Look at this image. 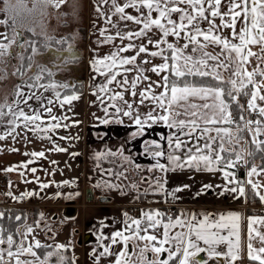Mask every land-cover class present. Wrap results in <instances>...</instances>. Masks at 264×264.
Returning <instances> with one entry per match:
<instances>
[{
	"label": "snow or ice",
	"instance_id": "1",
	"mask_svg": "<svg viewBox=\"0 0 264 264\" xmlns=\"http://www.w3.org/2000/svg\"><path fill=\"white\" fill-rule=\"evenodd\" d=\"M65 3L67 0H32L29 7L26 0H0V26L4 27L0 32V62L17 58L19 66L13 75L23 77L40 67L33 63L39 54L34 21L26 22L25 17L42 15L46 6L59 9ZM95 10L109 26L98 29L102 39L96 43L110 44L112 48L107 54L97 53L91 61L94 71L103 78L95 86V94L104 105L105 115L97 119L105 125L122 124L127 117L136 126L133 137L144 135L158 124L169 130L161 136L163 143L145 141L143 154L155 161L146 169L125 155L123 147L95 152L97 161L112 158L109 162L118 165L102 169L116 180H129V170L139 174L128 185L102 181L96 186L103 185L121 195L130 188L142 195L163 193L178 200L176 193L189 186L168 190L169 172L220 171L227 184L234 185L225 191L237 194L236 198L244 197L248 185L264 202V181L253 179L264 175V163L251 162L257 154L264 160V0H97ZM45 72L52 75L50 69L40 67L39 73L30 77L35 82H22L24 87H37ZM39 86L53 90L60 98L56 83ZM43 99L42 95H28L18 84L12 103L0 104V118L9 116L7 122L14 126L20 120L32 132L47 133L61 127L55 122L57 117L51 115L52 108L43 106ZM75 99L78 97L74 94L65 95L61 106ZM29 100L40 102L53 123L41 128L37 122L42 121V115L36 110L28 114L20 106L30 107ZM52 103L48 100V104ZM50 150L67 151L58 145ZM25 155L41 158L45 153ZM32 162L4 171L27 168ZM238 163L248 166L246 182L237 181L235 173L228 171ZM31 171L35 173L37 169ZM31 195L22 193L20 198ZM123 217L121 229L99 237V250H92L94 264L106 257H112L108 264H236L242 259L238 212L181 211L172 215L160 209H142L137 217L127 212ZM4 218L5 213L0 212V220ZM14 219L19 222L22 217ZM254 224L264 225V218H248L247 257L255 264H264V232ZM33 233L31 225L12 230L0 224V264H75V257L62 254L69 245L42 244ZM257 238L260 246L254 247L252 241ZM115 246H119L118 250ZM50 248L53 250L42 257L38 255L37 250ZM202 253L207 259L199 258Z\"/></svg>",
	"mask_w": 264,
	"mask_h": 264
},
{
	"label": "crops",
	"instance_id": "2",
	"mask_svg": "<svg viewBox=\"0 0 264 264\" xmlns=\"http://www.w3.org/2000/svg\"><path fill=\"white\" fill-rule=\"evenodd\" d=\"M13 2H15V0H13ZM26 2L28 3L29 7L32 6V0H26ZM96 3L97 0H67V3L62 5L59 9L52 6H46L42 15L37 13L34 16L27 15L25 17L26 22L34 21L33 26L36 29V34H37L36 38L38 39V43L39 44L45 43L44 48H46L49 45L48 55L44 54V58H47L45 59L44 63H50V64L52 63L51 64L52 66H50L52 75L47 78L43 77L44 80H41L38 84H40L42 81L44 82L46 81L45 84L49 83L50 81L54 83L59 82L61 84L60 88L59 89L57 88L56 90L60 93L59 99L57 98L54 91L45 90V92H43L42 90L39 91L37 95V96L40 95L43 96L44 98L43 106L52 108L51 115L59 117V119H57V121L55 122H58L61 125V127L52 130L55 131L54 133L49 131L41 135V137L44 139V144H46V146H48L47 148L49 149H53L52 144L54 143H57L59 145H65V149H67V151L65 152L56 151L54 152L53 155L51 154V156L49 155L44 156L45 159L43 163L48 168V174L47 176H43L42 178L39 179L42 181V184L43 181H46L48 188L49 186L55 185L56 182L66 181V180L67 181L77 180L78 177H81L83 175L85 177L88 176L87 177L88 181H90L91 178L93 179L91 173L94 170L93 171L89 170L88 169L90 167L89 165L86 166L83 164V162H77V161L89 160L91 163L92 160L93 163H96L97 160L94 158V153L97 151H104L106 149L117 151L118 149L123 147L125 155H129L131 157L136 158L135 155L140 153L139 148L140 149L142 148L144 152L145 141L158 140L161 143H163V141L161 140V136L166 133L165 126L163 124H158V125H153V127L151 129H148L144 133V135L133 137L132 133L136 131V126L127 117L123 118L124 122L122 124H117V123H109L106 125L101 124L99 122V119L97 118H104L105 114L104 111L101 110V108H104V106L101 107L99 105V102H95L92 105V107L95 106L92 109L93 111L92 120H90L87 114L85 113L87 112V105L85 104L84 105L80 104V106L77 107V109H79V114L78 116H76V118L69 117L70 113L72 112V110L70 111L69 109L73 108L72 103L74 101L75 102L80 101L81 98H82L81 103H85V97H87V95L89 94L92 95L95 94L96 92L95 86L103 82V78L100 77L95 71H92L90 75L89 65L91 68L93 67L91 66V64L87 63L88 58H94V56L98 53V51L95 50L97 46L96 41L98 39H102V37H100L99 35L98 29L102 27H109L104 23L103 18L98 17V14L96 13L95 10ZM0 7H3V4H0ZM94 23H95V27L93 26ZM2 31H4V27L0 26V32ZM67 31L69 33H72L73 31H82V34L80 35V37L76 36V34L73 35L71 34L69 38L68 35L65 36L64 34L67 33ZM44 32L47 33L45 34ZM84 33H85V41H84L85 44H84V48L82 49L83 44H81V42L83 41L81 40H83ZM46 35L48 36L45 37ZM28 37H29V33L25 32V38ZM64 37H66L67 39H64ZM87 43L91 44V47L93 49L92 52L89 49V47L88 48L86 47ZM111 50L112 48L109 50V52ZM34 59L36 60V56L34 57ZM65 59L67 61H65ZM7 60L8 59L2 62V69L5 67L6 65L5 63L7 62ZM10 60H11V64L13 65L16 64L15 66H17V62H18L17 58L14 57ZM73 64L78 65V69L75 68L77 69L76 71L74 70V68L71 70L65 69V67H67L68 65H73ZM68 81H73V82L82 81V87L80 89L73 90L71 92L61 93V91L65 88L64 87L65 85L70 86L68 85ZM32 92L34 91L32 90ZM36 94L37 92H34V95ZM73 94L76 95L78 99L73 100L70 103V106L68 103H64L63 106L65 105L67 109L61 106L62 98L65 95H73ZM48 100H52L53 103L48 104ZM55 103H58V105H55ZM105 103H107V101ZM21 106L24 107L23 104ZM28 110H32V111L36 110L42 115L43 120L45 119L48 120L43 123H41L40 121L37 122L40 124L41 128L46 127L47 124L53 122L48 119L49 114L47 112H44L40 102L37 106H34L33 103V105ZM99 112L101 114L99 115L96 114ZM61 113L64 115H62ZM65 117H67V119H65ZM75 121H78L79 123H74ZM16 125H18V129H19L18 132L20 133L25 128L20 120H17ZM65 125H67V127H65ZM158 133H160L161 135H159ZM47 136H51L52 139L51 140L47 139ZM45 137L47 141H45ZM141 145L143 147H141ZM80 150H81V156L79 154H77V156L73 155V153L79 152ZM110 159L112 158L105 159V161H107V163H110L109 162ZM137 160L142 163H144L143 161L145 160V163L149 162L148 164L150 165L155 162L150 156L148 157L139 156V158H136V161ZM53 161H55V163H53ZM161 162H165V161L162 160ZM109 168L115 169L118 168V165L114 166L112 163H110L108 167H103V169H109ZM242 169L244 176L243 181L246 182L248 179L247 177V172L249 170L248 166L244 165V168ZM228 171L234 172L235 179L237 181H240L236 175L237 173L236 168L228 169ZM35 174H37V172H35ZM189 175H194V176L204 175L207 180H205L202 184H199L197 191L194 190L190 191V188L188 187L185 190L176 193L177 196L179 197L178 200H173L171 197H166L165 194L162 193V196L159 199V201L158 200H155L154 202H149L148 200L130 201V203L138 202L139 204L138 205L139 211L133 217L139 216L140 211L142 209H160L162 211H165L167 207H170L173 210L172 212H174L177 206H184L182 211L189 213L205 212V213L220 214V213H227L229 211L238 212L240 213L241 216L239 231L241 237L242 259L238 260L236 264H255L254 262L250 263L249 262L250 260L247 257L248 218L249 217L264 218V209L260 210L258 207H256L258 205L264 207V202H261L259 197L256 196L254 192L252 193L251 197H249L246 194L244 197L236 198L237 194L231 193L229 191H225L226 187L230 188L234 185H228L227 182L224 180L223 175L220 171L208 172V171L183 169L176 172H169L166 177L167 179L166 188L170 189V187H172V189H174L178 186H183L182 185L183 183H185L184 185H186L187 182L182 180V177ZM9 176L10 175H8V178ZM170 177L172 178L171 181L168 180ZM253 179L257 181H264V175L253 177ZM214 181L219 182L220 184L217 185L218 187L212 188ZM91 183L92 184L90 185H84L87 184L85 182V179H83V181L81 182L82 184L81 188L86 193V197L88 199L93 198L96 191L98 192L97 195L101 194L99 191H102V190H97V186H96L97 184L94 181ZM114 183L116 182L114 181ZM76 184H77L76 187H79L78 183ZM206 185H210L211 187L205 188ZM143 187H147V185H143ZM103 191L105 192L103 193V195H106L107 198L105 197L103 199H100L98 197V199H96L97 201H93L85 204L88 206H92L91 215L95 219L104 216L103 223H107L113 232L123 227L122 221L124 220L123 217L124 211L122 209L123 208L122 205L128 202L116 203L115 202L116 200L113 199L111 194H109L110 193L109 188H106ZM197 193H199V195H197ZM142 199L145 198L143 197ZM114 206L117 207L116 210ZM125 212H126V208H125ZM83 214H87V213L83 212ZM112 216L118 218L116 225H114V223H111ZM82 225L83 226L86 225L83 229H89L91 231L90 233L91 237L89 236L85 237L86 234L83 235L80 234L81 238L82 239L84 238V242H87L90 239H95V233L92 227L90 226V224H82ZM253 227L261 232H264V225L254 224ZM107 242L108 241H106V243ZM252 243L254 247L260 246L258 242V238L254 239ZM115 247H117L118 250L119 246H115ZM97 250H99V248ZM199 258L207 259L206 253H202ZM111 259L112 257H106L107 261L104 264H108L109 260ZM100 264H102V262H100ZM209 264H213V262L209 261Z\"/></svg>",
	"mask_w": 264,
	"mask_h": 264
},
{
	"label": "rangeland",
	"instance_id": "3",
	"mask_svg": "<svg viewBox=\"0 0 264 264\" xmlns=\"http://www.w3.org/2000/svg\"><path fill=\"white\" fill-rule=\"evenodd\" d=\"M113 19L115 20V17ZM44 33L46 34L47 32H44ZM64 34L65 36L68 35L69 38L71 34L72 35L76 34V36L80 37V35L82 34V31H73L72 33H69L67 31V33H64ZM47 36L48 35H46L45 37ZM64 39H67V38L64 37ZM81 41H83L81 42V44H83L82 46V49H83L84 44H85L84 43L85 33L83 36V40ZM44 45L45 43L39 44V54L36 55V60L33 58V63L34 65H39L40 67H46L47 69H50V66H52L51 65L52 63L51 64L44 63L45 59H47V58H44V54L48 55L49 45L46 48H44ZM86 47L87 48L89 47L91 52L93 51L90 43H87ZM110 49H111L110 44H106V45L97 44L95 50L98 51L99 54L103 55V54H107ZM92 60L93 58H88L87 63L91 64ZM65 61L67 60L65 59ZM156 62L159 63L160 61L157 60ZM74 63H77V62H74ZM5 64H6L5 67L2 69V62H0V70H1L0 71V104L12 103V100L14 99V93L16 90V86L18 84L24 88V91L28 95H34V92H37L36 95H38L39 91L43 90V92H45V88L40 87L39 86L40 84H43L46 86L47 84L52 82L50 81L49 83L45 84L46 81L45 82L42 81L40 84H37V87L32 88L30 90L29 88L24 87V84L22 82L33 83L34 81L30 80V77H34L37 73H39L40 67H37L35 71L27 72L23 77H20L18 75H13V72H15L16 67H17L15 66L16 65L15 61H14L15 65L11 64V60H7ZM73 68L76 71L78 69V65L73 64V65H68L67 67H65V69L67 70L69 69L71 70ZM89 68H90L89 73L91 75L94 69L91 68L90 65H89ZM152 76H153L152 77L153 80L157 79V77L154 74ZM43 77L47 78L49 77V75L46 73V74H43ZM73 81H68V85H70V87L73 85L77 86L79 84V82H73ZM55 83L59 86L61 85L59 82H55ZM59 88L60 87H58V89ZM32 90L34 92H32ZM46 91H53V90L48 89ZM106 101H107V98L105 97V102ZM81 102H82V98L80 101L78 102L74 101L72 103L73 108L69 109L70 111L72 110L69 117L76 118V116H78L79 114V109H77V107H79L80 104L82 105L85 104L87 105V112L85 113L87 114L88 118L92 120L93 119L92 109L95 107V106L92 107V105L95 102H99V105L101 107L104 106L101 104L96 94L87 95V97H85V103H81ZM244 102L245 101L243 100L241 101V103H244ZM33 103H34V106H37L39 104V102L34 101V100L28 101V104L30 105V107L33 105ZM55 105H58V103H55ZM30 107L24 106V110L28 114L33 113L32 110H28L30 109ZM63 107L67 109L65 105ZM101 110L103 111V108H101ZM5 111H7V109H5ZM96 114L99 115L101 113L99 112ZM9 118H10L9 116L0 118V136L4 137V139H0V205L2 207H6L7 212L10 210L9 207L11 206L19 207L17 208L18 210L16 212L21 213V214L23 212L24 216L22 217V220L18 222L17 226L21 227V229L23 230L25 225H31L34 228L33 235L40 241H48L51 243L53 247L57 243L69 245V247L66 250H64L62 254L66 258L75 257V264H93L94 259H93V256L91 255V252L95 248L98 249V245L100 243L99 237L101 236V234H103V236L105 237L110 236V234L112 233V230L110 229L107 223H103L104 216H101L100 218H97V219L92 217L91 215L92 206H88L86 204L93 202V201H97L96 199H98L99 195L101 194L103 195V193H105L103 190H105L106 188L103 187V185H101V187H97V190H102V191H99L101 194L97 195L98 192L95 190L96 192L93 198L88 199L86 197V193L81 188L82 186L81 182L83 181V179H85V182L87 184H84V185H90L92 184L91 182L93 181L96 184L98 183V181L99 182H102V181L114 182L115 181L116 183H121L123 186V185H128L132 180H137L139 174L129 170V180L127 181L116 180L113 176H109L102 171L103 167H108V165H110V163H107L105 159L97 161L96 163H93L92 160H91V163L89 160L88 161L80 160L77 162H83L84 165L90 166L88 168L89 170H92V171L94 170L91 173V176H93V179L90 177L93 181L91 179L90 181H88L87 180L88 176L85 177L83 175L81 177H78L77 180H68L69 183L67 184L63 183L64 181H59V182H56L55 185L49 186V188L51 189H49L48 187L43 188L41 185L46 184V181H43V184H42V181L40 179L37 180V178H42L43 176H47L48 174V168L43 163L45 157L33 158L31 155H25V153L43 151L45 153V156L47 155L51 156V154L53 155L54 152L56 151L50 150L49 148H47L48 146L44 144V139L41 137L43 132L39 130L36 132H32L29 129L24 128L22 132L20 133L18 132L19 130L18 126L8 124L7 121ZM57 119H59V117H57ZM46 121L48 120L42 119V121L40 122L43 123ZM12 127H15V131H11ZM165 130H166V133L163 135H166L169 131L166 127H165ZM51 132L54 133L55 131L51 130ZM158 134L161 135L160 133ZM245 137L247 138V134H245ZM45 141H47L46 137H45ZM54 145H58L59 147L65 148V145H59L57 143L52 144L53 148H54ZM141 147L143 146L141 145ZM13 149H16L17 151H13ZM139 152H140L139 154L135 155L136 158H139V156L148 157L147 155H144V154L142 155L143 153L142 148L141 149L139 148ZM75 154H76L75 156H77V154L81 156V150L79 152H76ZM133 158L136 163L141 164L145 169L149 167L147 165H150L148 164L149 162L145 163V160H146L145 158H144L145 160L143 161L144 163L138 160L136 161L135 157ZM246 159H248V157H246ZM29 160H32L33 162L31 164H28L27 168L18 167L15 171H12V172L4 171V169L10 166L21 165L22 163H26ZM262 162H264V160H262L260 156L255 157V159L252 161V163H255L257 165H261ZM31 168H36L37 169L36 172L38 175L33 173L31 171ZM235 168L236 170L237 168H244V164L238 163ZM144 174L150 175L148 173H144ZM8 175H10L9 178H8ZM236 175L238 178V172L236 173ZM168 180L171 181L172 178L170 177ZM182 180L187 182L186 185H189L190 191L192 190L197 191L199 184H202L207 179L204 175H197V176L189 175V176L182 177ZM188 180H191V181H188ZM25 181H28V182H25ZM76 183H78V186L80 188L76 187L77 186ZM184 184L185 183H183L182 185ZM219 184H220L219 182L214 181L212 188L218 187L217 185ZM142 188H143V185H142ZM109 190H110L109 194H111L113 199L116 200L115 201L116 203H121V202L130 203V201H134V200L136 201H139V200L147 201L148 200L149 202H154L155 200L159 201V199L162 196V193L155 194V195L151 193L147 195H142V194L136 193L135 190H132L130 188L125 189L127 193L125 195H121L118 191L113 190V189H109ZM168 190H172V187H170V189ZM9 192L12 193L11 196L7 195V193ZM26 192L33 193V195L24 196L23 198H20L21 194L26 193ZM57 193H59L60 195H57ZM246 194L249 197L252 196V194L249 195L247 192V185H246ZM137 195H140L139 199L135 198ZM14 197H16L17 199H14ZM143 197L145 199H142ZM65 205L72 206L73 207L72 211L65 213L63 210V207H65ZM122 206H123L122 209L125 212V208H126L125 204ZM114 207L116 210L117 207L116 206ZM183 207L184 206H177L176 210L173 212L172 215L179 214L182 211ZM256 207H258L260 210L264 209V207H261L260 205ZM2 209L4 208H0V210ZM76 211L78 212V214ZM165 211L169 212L170 210H168V207H167ZM81 212L82 214L83 212H86L87 214H83L82 216ZM41 214H43L42 217H41ZM117 219H118L117 217L112 216L111 223H114V225H116ZM37 221H40L39 226H37ZM82 224H90V226L92 227L95 233V239H90L89 241L84 242V238L83 239L81 238L80 232L86 225L83 226ZM52 250L53 249L50 248V249H46L44 252L52 251ZM42 256L43 254H41V257ZM106 261H107L106 258L101 260L102 264L106 263ZM249 262L251 263L252 261H249Z\"/></svg>",
	"mask_w": 264,
	"mask_h": 264
},
{
	"label": "trees",
	"instance_id": "4",
	"mask_svg": "<svg viewBox=\"0 0 264 264\" xmlns=\"http://www.w3.org/2000/svg\"><path fill=\"white\" fill-rule=\"evenodd\" d=\"M19 66L18 62H17V67ZM16 67V68H17ZM47 72H45L44 74H46ZM44 80V79H42ZM78 82V81H77ZM82 87V81H79V84L77 86H67L65 87L61 93H65V92H71L73 90H77V89H80ZM257 156H260L259 154L256 155ZM261 158V156H260ZM250 159V158H248ZM253 160H251L252 162ZM264 163V162H262ZM237 172H238V178L243 181L244 180V176H243V169L242 168H237ZM247 192L249 195H251L253 193L252 189L250 186L247 185ZM0 208H4L2 210H0L1 212H4L5 213V218L3 220H0V224H2L5 228H11L12 230H15V228L17 227L18 225V222L15 221L14 217L17 216V215H20L21 217L24 216L23 212L22 214L21 213H17L16 211L18 210L17 208L19 207H15V206H11L9 207V211L7 212V209L6 207H2L0 205ZM173 212H171L170 214H172ZM20 222V221H19ZM47 245H51V244H47ZM46 249H40V250H37L38 251V255H41L43 254V252L45 251Z\"/></svg>",
	"mask_w": 264,
	"mask_h": 264
},
{
	"label": "built area",
	"instance_id": "5",
	"mask_svg": "<svg viewBox=\"0 0 264 264\" xmlns=\"http://www.w3.org/2000/svg\"><path fill=\"white\" fill-rule=\"evenodd\" d=\"M138 203L132 202V203H125L126 206V212L132 216L136 215L139 211L138 209ZM172 208L168 207V210H170L168 213H170Z\"/></svg>",
	"mask_w": 264,
	"mask_h": 264
},
{
	"label": "flooded vegetation",
	"instance_id": "6",
	"mask_svg": "<svg viewBox=\"0 0 264 264\" xmlns=\"http://www.w3.org/2000/svg\"><path fill=\"white\" fill-rule=\"evenodd\" d=\"M75 199V198H74ZM67 203H68V201H67ZM72 205V204H71ZM72 209H73V207L72 206H70V205H65V207H63V210H64V212L65 213H67V212H71L72 211ZM79 229H81V228H79ZM91 231L89 230V229H83V231H81L80 232V234L81 235H83V234H86V236L85 237H87V236H89V237H91ZM80 235V236H81ZM41 243L42 244H51L50 242H48V241H41Z\"/></svg>",
	"mask_w": 264,
	"mask_h": 264
},
{
	"label": "water",
	"instance_id": "7",
	"mask_svg": "<svg viewBox=\"0 0 264 264\" xmlns=\"http://www.w3.org/2000/svg\"><path fill=\"white\" fill-rule=\"evenodd\" d=\"M105 197H106V195H100V196H99L100 199H103V198H105ZM106 198H107V197H106Z\"/></svg>",
	"mask_w": 264,
	"mask_h": 264
}]
</instances>
